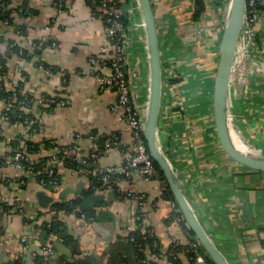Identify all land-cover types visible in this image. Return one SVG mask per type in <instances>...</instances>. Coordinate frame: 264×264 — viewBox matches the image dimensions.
Listing matches in <instances>:
<instances>
[{"label":"crops","instance_id":"crops-1","mask_svg":"<svg viewBox=\"0 0 264 264\" xmlns=\"http://www.w3.org/2000/svg\"><path fill=\"white\" fill-rule=\"evenodd\" d=\"M135 1L129 0L125 10L130 17L125 57L144 123L151 60L143 15ZM194 1L151 0L163 69L155 139L200 225L230 264H264V173L236 162L222 147L216 130L218 26L226 12L208 7L202 20L194 22ZM10 2L13 7L26 3L33 14L13 13L11 23L0 18V60L7 62L6 74L0 68V89L16 93L23 84L24 92L38 103L30 112L39 130L30 134V126L5 122L6 103L0 100V264H39L49 242L54 243L55 253L46 264H170L169 251L181 264H209L205 251L199 262L187 256L189 238L170 219L175 199L165 197L158 183L136 176L125 185L131 196L120 199L115 191L92 189L80 171L84 164L68 169L63 161L56 166L61 184L54 191L7 163L13 145L29 141H47L57 149L77 145L80 150L74 156L87 161L99 139L120 137L121 148L105 149L96 163L86 167L93 171L121 165L135 151L127 122L114 110L117 89L104 87L100 80L101 75L111 74L110 67L90 64L92 56L112 55L103 7L91 0H64L65 9L59 12L56 0ZM240 38L230 78L229 117L241 141L264 157V14L257 34ZM41 42L45 48L38 50ZM256 46H261V53ZM47 98L58 102L39 104ZM45 150L28 155L29 161L39 163L55 153ZM40 193L44 198H39ZM93 196L102 201L90 202ZM140 197L145 199L143 206ZM138 210L144 217L142 231H150L156 239L154 248L145 245L146 260L139 258L131 240L139 229ZM51 221L62 224V235L49 237L41 230L43 223ZM175 245L179 246L172 250Z\"/></svg>","mask_w":264,"mask_h":264},{"label":"built area","instance_id":"built-area-1","mask_svg":"<svg viewBox=\"0 0 264 264\" xmlns=\"http://www.w3.org/2000/svg\"><path fill=\"white\" fill-rule=\"evenodd\" d=\"M124 1L125 0H101V3L103 4L104 17H106L107 36L111 44L112 55L110 57L92 56L90 58V64L93 68H107L108 66L110 67L111 74L101 75L100 80L104 87H115L117 89L118 106L114 108V110L118 113L121 119L127 122L133 135L135 151L132 155L129 154L126 156V159L123 164L105 167L103 169H100L99 171H93L90 168L86 167L90 166L93 163H96L97 160L104 153L105 149L122 147L120 137H118L117 135H111L106 137L104 149H101L97 142H95L87 161L80 160L79 158H76L74 156L76 155V152L80 150L79 146L77 145L62 149V154H60V151H56L52 154L51 159L49 160L48 169L46 171H41L38 173L45 174L49 178H51V180H48L47 182L45 179H41V181L39 182L40 185L46 189L47 187L48 189L54 191L58 189L61 184V177H58L56 175V166L57 164L63 162L66 158L71 157V159L77 161L78 163L84 164V168H80V171H82L83 174L88 177V179L92 183V189L100 190L101 192H105L108 190L115 191L119 195L120 199L128 198L129 196H131V191H129L128 187L126 186H128V183L136 176L143 177L145 179L158 183L163 193H165L167 190L168 183L166 179H163L160 173L161 170L159 169V171L158 168L155 166V162L149 152L148 146L143 141L144 123L142 121L140 111L135 105L133 97V88L128 76L127 62L125 57V45L127 42V34L126 28L124 27V24L122 22V18L125 14V11L119 6V4L124 3ZM231 1L227 3V0H206L209 8L215 6L217 11H222L223 14L226 12L225 21L221 23L220 26H218V30L221 32V37L225 27L228 12L230 10ZM56 5L59 12H62L64 10L65 6L62 3H56ZM194 8L195 1L193 2L191 12H193ZM7 11H11L12 13L18 15L21 13L28 12V10H25L22 5L13 7L10 0H0V17L3 15L2 12L5 13ZM263 14L264 0H246L243 26L241 32V35L244 36L246 40L248 39V37H253L257 34V27L261 22V19L263 18ZM36 48L38 50L44 49L45 43L41 42L37 44ZM260 48L261 46L255 47L258 53H261L259 52ZM93 73L95 74L97 73V71H94ZM13 100L15 101V98H13ZM57 102L58 100L55 98H47L40 100L39 104L49 106L56 104ZM26 103L27 99L24 101V104ZM31 103L38 105L35 99L31 100ZM62 104L64 103L62 102ZM9 105L11 107V104ZM3 120L5 122H9V118L7 116H3ZM91 139L93 141L95 140L94 137H91ZM20 146L26 147L25 145ZM40 151L43 152L46 150L43 149ZM28 160V155L25 156L21 151L15 150L14 156H12L11 161L7 163H12V165L17 171L22 172L27 176H36L33 167L25 166L22 163L23 161ZM138 202L140 206H143L145 203L144 197H140V199H138ZM171 205V216L173 222L189 238L188 245H186V253L191 254V260H193L194 262H199L201 258H203L204 249L201 243L199 242L198 238L189 232L190 228L187 225L186 220L183 214L181 213L176 201H172ZM19 206L21 207V204H19ZM137 213L139 229L135 233H138V235L147 233L149 234V236L153 237L150 231H142L141 228L143 225L144 217L142 212H140L139 210ZM51 225L52 221L48 222V229L51 228ZM52 236L54 237L55 235ZM23 240L27 241L26 238H24ZM131 240L132 243H134V245H136V247L139 249V251H144L142 245L138 242L137 238L132 237ZM178 246L179 245H175L172 250H175ZM44 250L46 252V257L39 264H46L47 257L55 253L54 243H47L44 247Z\"/></svg>","mask_w":264,"mask_h":264},{"label":"water","instance_id":"water-1","mask_svg":"<svg viewBox=\"0 0 264 264\" xmlns=\"http://www.w3.org/2000/svg\"><path fill=\"white\" fill-rule=\"evenodd\" d=\"M138 2L144 19L151 60L150 101L148 113L144 122V138L149 152L154 162L162 171L187 225L198 238L208 257L214 264H230L200 225L174 178L173 170L166 155L157 145L155 138L160 117L163 88L160 43L151 0H138ZM245 5L246 0H232L225 22L220 42L219 60L215 78L214 116L219 140L227 153L242 166L264 173V157L258 155L256 158H252L237 144V139L235 140L234 134L238 135L240 132L237 128L232 126L228 112L230 78L238 41L242 32ZM243 144L246 145L244 142ZM39 198H44V194L40 193ZM95 200L102 201V198L98 196L89 198L90 202ZM44 244L45 242L43 241V245Z\"/></svg>","mask_w":264,"mask_h":264},{"label":"trees","instance_id":"trees-1","mask_svg":"<svg viewBox=\"0 0 264 264\" xmlns=\"http://www.w3.org/2000/svg\"><path fill=\"white\" fill-rule=\"evenodd\" d=\"M1 1H6V0H1ZM91 1L93 4H94V1H96L97 6L103 7L101 0H91ZM125 1H126L125 3L119 4V6L124 9V11L127 10V4L129 3V0H125ZM56 3H62L65 6L64 1L56 0ZM22 6L25 10H28V12L27 13H21V14H19L20 16H29V15L33 14L32 10L27 6L26 3H24ZM208 7L209 6H208L206 0H195V8L193 9V12L191 13L193 21L194 22L201 21L202 18L209 11ZM64 9H65V7H64ZM2 14L3 15L0 18L8 21L9 23L12 22L11 15H13V13L11 11H7L5 13L2 12ZM129 18L130 17L128 15V13L125 11V14L122 18V22L124 24V27L126 28V31H128L127 29H128L129 23H130ZM104 21L106 24V17H104ZM106 27H107V24H106ZM13 52H17V50H13ZM22 54H23V52L19 53V55H22ZM6 64H7L6 59L0 60V68H1L3 75L6 74V72H7ZM44 67L49 68L47 65H44ZM26 96H28V97H26ZM13 98H15V101L13 100ZM26 99H27V103L24 104V101ZM33 99L34 98L31 94L24 92L23 84L20 85L16 89V93L6 91V89L4 87H2L0 89V100L4 101L6 103V109L4 111V116H7L9 118V123L11 125L23 124V126H25V127L30 126V128H31L30 134L34 133V132H38L37 130H39V125L37 123V120L33 118V116H32L33 113L30 112V110H32L34 105H35L34 103H31V100H33ZM9 104H11V107ZM51 106H54V105H51ZM105 139H106V137L101 138L97 141L98 144L100 145L101 149H104ZM143 141L147 145L145 138H143ZM13 146H14V150L21 151L25 156L30 155V154L34 155V154L40 153V150L42 149V147H44L45 149H48V150L53 149V150H55V152L60 151V154L63 153L62 149H65V148L57 149L56 146H53L50 142H47V141H44L43 143H32L29 141V142L25 143L26 147L20 146V144H14ZM10 156L11 157L14 156V152ZM50 159H51V157L42 158L39 160V163H31L29 160L23 161L22 163L25 166H31L34 168V172L36 173L35 177L39 182L41 181V179H45L47 182L48 180H51V178H49L45 174H38V173L41 171H46L48 169ZM64 164L68 169H77V168L81 167V165L77 161L71 159V157L66 158L64 160ZM155 166L159 170V167L156 163H155ZM55 171H56V175L58 177H60L59 174L57 173V168L55 169ZM160 173H161L163 179H165L162 171H160ZM47 189H48V187H47ZM164 195H165V197H167L171 200H174V197H173L172 192H171L168 185H167V190L164 193ZM64 207H66V206H64ZM61 208H63V206H61ZM66 210L69 212L72 209L66 207ZM170 219H172V216ZM47 226H48V222L43 223V225L41 226V230L45 231L49 237L52 235H62L63 234V227H62V224L60 222H58V221L52 222L50 229H48ZM189 232L192 235H194V233L191 231V229H189ZM132 237L137 238L138 242L142 245L143 250L146 247L145 245H150V248H154V243H156V239L154 237L149 236V234H147V233H143L140 235H138V233H132L131 238ZM134 246H135L136 251L139 255V258L146 260L147 257L145 255L144 251H139V249L136 247V245H134ZM158 247L160 248V244H158ZM159 248L155 249V251L160 252ZM174 253H175V251H174ZM168 256H169L168 258H169L170 264H181L179 262V260L174 258V256H170V251L168 253ZM187 256L190 258L191 254L187 253ZM207 259H208L209 264H214L211 259H209L208 257H207ZM148 264H155V263L148 262Z\"/></svg>","mask_w":264,"mask_h":264},{"label":"bare ground","instance_id":"bare-ground-1","mask_svg":"<svg viewBox=\"0 0 264 264\" xmlns=\"http://www.w3.org/2000/svg\"><path fill=\"white\" fill-rule=\"evenodd\" d=\"M137 3H138V4H137ZM135 4L139 5L138 0L135 1ZM139 9H140V6H139ZM140 11H141V10H140ZM141 13H142V12H141ZM240 37H241V35H240ZM239 39H241V38H239ZM234 128H235V127H234ZM234 138H235V140L237 139V140H236L237 144L239 145L240 148H242V150H243L246 154H248V155L251 156L252 158H256V157L258 156L257 152H256L253 148H251V147L246 146V145L243 144V142L241 141V139H240V137H239V133H238V135H237V134H234ZM244 143H246V142H244Z\"/></svg>","mask_w":264,"mask_h":264},{"label":"rangeland","instance_id":"rangeland-1","mask_svg":"<svg viewBox=\"0 0 264 264\" xmlns=\"http://www.w3.org/2000/svg\"><path fill=\"white\" fill-rule=\"evenodd\" d=\"M230 1H231V0H228V2H230ZM220 3H221V2H220ZM220 3H219V4H220ZM219 7H221V6H219Z\"/></svg>","mask_w":264,"mask_h":264}]
</instances>
